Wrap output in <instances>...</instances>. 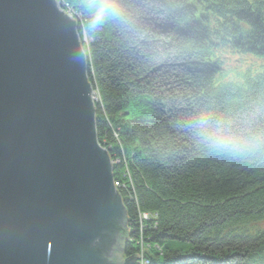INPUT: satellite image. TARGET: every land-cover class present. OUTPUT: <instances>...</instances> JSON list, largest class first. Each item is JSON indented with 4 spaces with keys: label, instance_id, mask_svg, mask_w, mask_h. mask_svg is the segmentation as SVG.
Returning <instances> with one entry per match:
<instances>
[{
    "label": "trees",
    "instance_id": "16d2710c",
    "mask_svg": "<svg viewBox=\"0 0 264 264\" xmlns=\"http://www.w3.org/2000/svg\"><path fill=\"white\" fill-rule=\"evenodd\" d=\"M60 1L81 19L125 258L139 264L144 247L149 264H264V144L206 138L264 134V0H115L118 14L103 20L94 5L104 0ZM204 26L219 44L198 43Z\"/></svg>",
    "mask_w": 264,
    "mask_h": 264
},
{
    "label": "water",
    "instance_id": "95a60500",
    "mask_svg": "<svg viewBox=\"0 0 264 264\" xmlns=\"http://www.w3.org/2000/svg\"><path fill=\"white\" fill-rule=\"evenodd\" d=\"M94 93L57 0H0V264H131Z\"/></svg>",
    "mask_w": 264,
    "mask_h": 264
},
{
    "label": "clouds",
    "instance_id": "9594fccd",
    "mask_svg": "<svg viewBox=\"0 0 264 264\" xmlns=\"http://www.w3.org/2000/svg\"><path fill=\"white\" fill-rule=\"evenodd\" d=\"M94 18L103 20L107 17H112L118 14L119 9L115 4V0H104L103 3L95 4ZM206 138L211 140L217 147H231L236 150L254 149L264 144V134L256 137H251L246 141H239L236 138L224 136L220 134L206 133Z\"/></svg>",
    "mask_w": 264,
    "mask_h": 264
},
{
    "label": "built area",
    "instance_id": "2783aa9c",
    "mask_svg": "<svg viewBox=\"0 0 264 264\" xmlns=\"http://www.w3.org/2000/svg\"><path fill=\"white\" fill-rule=\"evenodd\" d=\"M57 1L65 13L70 15L72 18L76 19L78 21V23L81 24V19L76 16V13L72 9L67 8V6H64L62 4V1H60V0H57ZM115 187L116 188L119 187V184L116 182H115ZM156 217H157L156 214H143L141 216L142 220H155ZM144 251H145V249H144V247H142V253L140 254L139 264H149L148 258H146L144 256Z\"/></svg>",
    "mask_w": 264,
    "mask_h": 264
},
{
    "label": "flooded vegetation",
    "instance_id": "af4514ba",
    "mask_svg": "<svg viewBox=\"0 0 264 264\" xmlns=\"http://www.w3.org/2000/svg\"><path fill=\"white\" fill-rule=\"evenodd\" d=\"M127 230H128V227H127ZM128 235H129V233H128ZM127 233L125 232V233H123V235H122V241H120V244H119V249L122 251V253H125V248H124V246L126 245V243H127V241H128V238H127ZM118 251V253H121V251ZM125 257V256H124ZM116 259V258H115ZM126 260H130V262H131V264H133L134 262H135V260H133V259H127V258H125Z\"/></svg>",
    "mask_w": 264,
    "mask_h": 264
},
{
    "label": "rangeland",
    "instance_id": "374dc122",
    "mask_svg": "<svg viewBox=\"0 0 264 264\" xmlns=\"http://www.w3.org/2000/svg\"><path fill=\"white\" fill-rule=\"evenodd\" d=\"M83 42H84V40H82ZM86 42V41H85ZM83 44H85V43H83ZM88 44V43H87ZM94 98H95V100L97 101L98 100V95L96 94V93H94ZM128 233H129V230H128ZM127 238L129 239L130 237H129V235L127 236ZM146 251V250H145ZM120 255V257H119V261H125L126 259H125V257H124V253H120L119 254ZM138 261V260H137Z\"/></svg>",
    "mask_w": 264,
    "mask_h": 264
}]
</instances>
